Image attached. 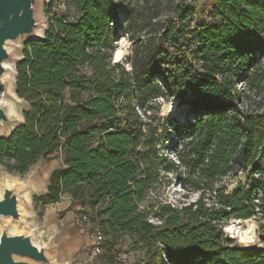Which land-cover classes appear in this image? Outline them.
Instances as JSON below:
<instances>
[{
    "label": "trees",
    "instance_id": "1",
    "mask_svg": "<svg viewBox=\"0 0 264 264\" xmlns=\"http://www.w3.org/2000/svg\"><path fill=\"white\" fill-rule=\"evenodd\" d=\"M213 1L211 22L193 25L194 3L178 0L161 44L134 48L129 70L112 59L115 0H50L43 38L23 45L15 93L26 108L0 136V165L23 176L60 151L39 199L68 193L88 206L111 261L128 236L145 264H264V248L232 245L223 231L231 218L264 219V0ZM57 4L77 17L67 20ZM242 84L260 96L256 110L239 108ZM167 97L186 107L184 122L153 123L135 110ZM159 129L181 135L179 165L200 192L181 207L141 205L159 171ZM238 170L243 185L216 186Z\"/></svg>",
    "mask_w": 264,
    "mask_h": 264
},
{
    "label": "rangeland",
    "instance_id": "2",
    "mask_svg": "<svg viewBox=\"0 0 264 264\" xmlns=\"http://www.w3.org/2000/svg\"><path fill=\"white\" fill-rule=\"evenodd\" d=\"M120 6L119 19L115 23L111 38L113 62H119L126 69H131L127 63L128 56L134 48H142L146 44L158 46L161 44L160 35L165 23L176 17L175 6L178 0H115ZM195 5L193 25L210 23V11L214 4L213 0H192ZM50 0H38L37 16L42 23V28L38 31L39 38H43L47 26L48 4ZM65 10L67 20H74L75 9L70 5ZM24 39L9 42L7 48L11 54V60L5 63L7 71L4 79L7 82V90L11 96L0 93V100H3L12 111L11 116L17 118L18 124L22 122V112L26 104L15 93L16 64L22 59V48L26 43ZM171 54L172 50L168 45H164ZM116 49L122 50L119 61L113 58ZM240 85V84H239ZM238 85V86H239ZM239 89L243 96L239 108L256 110L260 105V96L254 92L245 90L244 84ZM175 102L171 107V103ZM140 118L149 122L172 121L184 122L187 116L186 107L178 106L176 100L167 97L158 98L154 108L143 114L142 110L135 108ZM0 128V136H7L10 131ZM157 144L160 146V164L157 178L148 192L144 202L141 204L158 206L162 203H169L175 207L194 202L198 199L200 192L193 189L194 183L189 179L187 172L179 165V151L182 147L181 135H176L173 130L164 133L159 129L156 133ZM62 166V154L60 151L53 153L48 159L39 160L31 166L23 176L7 171L0 165V191L5 183L16 184L18 188L27 190L23 192L20 209L24 215L21 223L12 222L7 219L0 224V229L7 227L10 233H27L33 236L36 244L43 243L49 247V254L54 264H145V249L141 245L134 244L128 236H122L114 248V259L111 261L105 253L97 258L91 259L88 254V242L92 235L98 231L97 222L93 219L92 210L88 206L79 204L70 194L64 193L55 203L43 204L39 197L46 193L50 172ZM169 168V169H168ZM245 183V175L241 171L232 172L220 179L217 187L223 188L227 192L232 191L239 184ZM207 188V185H203ZM81 215H86V220L80 223ZM149 220L153 223L158 221L152 217ZM253 225L254 241L251 244L240 242V233L244 231L248 224ZM232 225L229 219L223 226L225 235L232 240V245L242 247L264 248L261 242L260 225H264V219L251 217L248 222H239L238 229L227 231L225 226ZM264 230V229H263ZM161 264H166L162 260Z\"/></svg>",
    "mask_w": 264,
    "mask_h": 264
},
{
    "label": "water",
    "instance_id": "3",
    "mask_svg": "<svg viewBox=\"0 0 264 264\" xmlns=\"http://www.w3.org/2000/svg\"><path fill=\"white\" fill-rule=\"evenodd\" d=\"M38 0H0V93L11 96L4 79L6 62L11 60L7 48L9 42L39 38L42 23L37 16ZM19 121L12 117L7 103L0 104V128L12 133ZM16 184L5 183L0 191V224L10 219L21 223L24 215L20 204L23 192ZM0 264H54L49 247L36 244L27 233H10L7 227L0 229Z\"/></svg>",
    "mask_w": 264,
    "mask_h": 264
},
{
    "label": "bare ground",
    "instance_id": "4",
    "mask_svg": "<svg viewBox=\"0 0 264 264\" xmlns=\"http://www.w3.org/2000/svg\"><path fill=\"white\" fill-rule=\"evenodd\" d=\"M122 50L120 49H116L114 50L113 52V58L115 61H119L121 59V56H122ZM3 103H6L5 101L3 100H0V104H3ZM175 102H172L171 103V107L174 106ZM10 115L12 114V111L10 110ZM232 220V225H227L225 226V229L227 231L229 230H233V227H235L236 229H238V224L239 222L243 221V222H248V219H238V218H231ZM253 225L252 224H248V227L242 231L240 233V242H242L243 244H251L253 241H254V235H253Z\"/></svg>",
    "mask_w": 264,
    "mask_h": 264
},
{
    "label": "built area",
    "instance_id": "5",
    "mask_svg": "<svg viewBox=\"0 0 264 264\" xmlns=\"http://www.w3.org/2000/svg\"><path fill=\"white\" fill-rule=\"evenodd\" d=\"M57 7L59 9L64 8L63 4H57ZM84 220H86V215H81L79 218V222L82 223L84 222ZM103 241H104V236L99 230L96 231L94 235H92L91 239L88 242V254L91 259L97 258L99 255L103 253L104 251Z\"/></svg>",
    "mask_w": 264,
    "mask_h": 264
}]
</instances>
